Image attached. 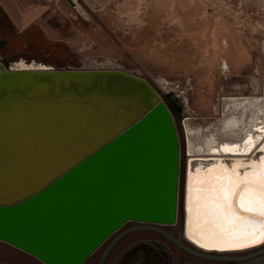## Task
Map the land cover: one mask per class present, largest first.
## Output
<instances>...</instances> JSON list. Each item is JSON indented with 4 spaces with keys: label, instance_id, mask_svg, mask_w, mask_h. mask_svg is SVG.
<instances>
[{
    "label": "water",
    "instance_id": "95a60500",
    "mask_svg": "<svg viewBox=\"0 0 264 264\" xmlns=\"http://www.w3.org/2000/svg\"><path fill=\"white\" fill-rule=\"evenodd\" d=\"M16 62L0 56V257L83 264L127 221L200 257L231 251L159 227L179 212L180 105L169 92L122 69Z\"/></svg>",
    "mask_w": 264,
    "mask_h": 264
},
{
    "label": "rangeland",
    "instance_id": "374dc122",
    "mask_svg": "<svg viewBox=\"0 0 264 264\" xmlns=\"http://www.w3.org/2000/svg\"><path fill=\"white\" fill-rule=\"evenodd\" d=\"M77 1L86 18L68 0H12L4 4L10 13L0 5V40L9 39L0 56L23 59L14 64L19 68H97L108 62L137 72L161 94L172 91L182 104V116L173 115L180 185L178 219L167 227L182 234L186 127L219 129L228 117L224 97L245 96L253 88L263 95L264 0Z\"/></svg>",
    "mask_w": 264,
    "mask_h": 264
},
{
    "label": "bare ground",
    "instance_id": "6f19581e",
    "mask_svg": "<svg viewBox=\"0 0 264 264\" xmlns=\"http://www.w3.org/2000/svg\"><path fill=\"white\" fill-rule=\"evenodd\" d=\"M73 1L74 9L86 18L85 9L77 0ZM28 67L35 66L31 64ZM262 84L263 95L256 96L253 88L245 96L224 97L223 114H228V117L219 129L210 130L208 127L206 132H201L197 126L186 127L188 160L182 188L181 233L185 240L201 249L245 250L257 246L264 239V230L259 228L261 218L256 213L243 211L238 207L237 197L233 196L230 208L235 215H218L219 210L215 207L217 201L210 198L208 191L213 186L223 184L227 177L235 182L245 178L258 180L261 161L264 160V83ZM168 92L171 100L180 105L178 116L181 117V103L172 91ZM257 145L259 151L252 153ZM226 148L234 150L226 151ZM194 158H207V161H196ZM236 191L239 192L240 189ZM260 196L259 189L252 193L253 206L258 205ZM239 202L246 203L243 198ZM228 211V207L223 209L224 213Z\"/></svg>",
    "mask_w": 264,
    "mask_h": 264
},
{
    "label": "flooded vegetation",
    "instance_id": "af4514ba",
    "mask_svg": "<svg viewBox=\"0 0 264 264\" xmlns=\"http://www.w3.org/2000/svg\"><path fill=\"white\" fill-rule=\"evenodd\" d=\"M167 226L159 227L175 236L182 235ZM107 248L101 264H264V239L249 249L212 252L215 258H205L184 251L155 228L134 221L125 222L83 264H98Z\"/></svg>",
    "mask_w": 264,
    "mask_h": 264
},
{
    "label": "snow or ice",
    "instance_id": "6c2138e0",
    "mask_svg": "<svg viewBox=\"0 0 264 264\" xmlns=\"http://www.w3.org/2000/svg\"><path fill=\"white\" fill-rule=\"evenodd\" d=\"M248 143V141H245ZM226 151H233L234 149H225ZM264 151V149H262ZM211 171V170H209ZM243 185V187H241ZM240 189L239 192L236 189ZM259 189L261 196L259 198L258 205L253 206L252 193ZM199 191V190H198ZM209 191V196L212 200L217 201L215 207L219 210L217 214L235 215L234 210L230 208L231 197L236 196L238 207L245 212L256 213L261 219L259 221V228L264 230V160L261 161L260 171L258 173V180H249L245 178L242 181L235 182L231 177H227L223 184L218 187L213 186ZM243 198L246 203H240V199ZM225 207L229 208L227 213L223 212Z\"/></svg>",
    "mask_w": 264,
    "mask_h": 264
},
{
    "label": "crops",
    "instance_id": "0c3cea01",
    "mask_svg": "<svg viewBox=\"0 0 264 264\" xmlns=\"http://www.w3.org/2000/svg\"><path fill=\"white\" fill-rule=\"evenodd\" d=\"M5 2H7V3L9 2V4H10V3H12V0H0V5H1L2 8L4 9V11H5L6 13H10V12H9V9H7L6 5H4ZM42 30H43V32H44L45 34H49V33H50V30L47 31V29H46L45 27H42Z\"/></svg>",
    "mask_w": 264,
    "mask_h": 264
},
{
    "label": "built area",
    "instance_id": "2783aa9c",
    "mask_svg": "<svg viewBox=\"0 0 264 264\" xmlns=\"http://www.w3.org/2000/svg\"><path fill=\"white\" fill-rule=\"evenodd\" d=\"M73 5H74V1H73ZM108 64H109L108 62H105V64H101V66L100 67H97V68L98 69H106L107 67H112V66H108ZM131 72H133V71H131ZM134 73L138 74L137 72H134ZM138 75H140V74H138Z\"/></svg>",
    "mask_w": 264,
    "mask_h": 264
}]
</instances>
